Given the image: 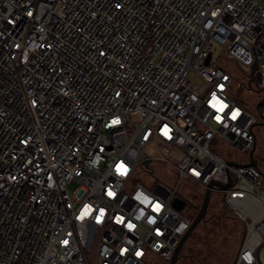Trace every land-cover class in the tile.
<instances>
[{
	"label": "built area",
	"instance_id": "1",
	"mask_svg": "<svg viewBox=\"0 0 264 264\" xmlns=\"http://www.w3.org/2000/svg\"><path fill=\"white\" fill-rule=\"evenodd\" d=\"M261 122L264 0H0V264L169 263L230 179L234 264H263Z\"/></svg>",
	"mask_w": 264,
	"mask_h": 264
},
{
	"label": "rangeland",
	"instance_id": "2",
	"mask_svg": "<svg viewBox=\"0 0 264 264\" xmlns=\"http://www.w3.org/2000/svg\"><path fill=\"white\" fill-rule=\"evenodd\" d=\"M221 52L222 51L219 48L214 49L215 60L221 56ZM231 68L236 76L234 80V88L237 100L241 104H245L247 106L244 107H250L252 112L256 114L255 108L260 100L259 95L255 92H248L246 90H240L238 92L240 86L239 81L242 79V71L235 64H232ZM196 82L199 83L198 80H196ZM257 134L258 144L256 154L260 157L259 166L264 173V129L258 130ZM226 151L230 153L235 160L241 161L243 159L242 152L238 150L228 148ZM156 169L157 178L170 180V177H172L170 167H157ZM138 178L144 180V182H152L155 179L153 176L145 175L139 176ZM203 196V192L200 188L195 189V192L191 194L189 199L191 207L187 206L184 210V212L191 218H194L198 213V211L195 212L193 210L192 206L197 205L200 208ZM223 201V194L214 195L212 197L206 220L201 222V224L195 229L192 237L186 243L182 252L183 257L178 264H200L196 258L197 256H200V259L203 260L205 264H233L240 247L244 229L239 222L233 220L236 219L233 213L227 211L228 217L224 215ZM206 246L212 247L215 251L221 253V255L215 257L211 256L208 254L207 250H205V248H207ZM261 260L264 264V247L261 251ZM155 264L169 263L161 262L156 259Z\"/></svg>",
	"mask_w": 264,
	"mask_h": 264
},
{
	"label": "water",
	"instance_id": "3",
	"mask_svg": "<svg viewBox=\"0 0 264 264\" xmlns=\"http://www.w3.org/2000/svg\"><path fill=\"white\" fill-rule=\"evenodd\" d=\"M210 60H211V55L207 59L206 65L210 64ZM258 68H259L258 64L254 63L253 67H252L251 80L249 81V84H248V87L250 89H252V83L255 82L259 77ZM259 125H264V122L259 123ZM255 151H256V145L253 147V149L250 152V157H251L250 165L254 166V167H258V160L254 156ZM229 163H230V165L234 164L233 162H229ZM146 165H148V162L146 163ZM215 186L219 187L220 189L227 190L228 188H230L232 186V179H230V182L228 184H223V183H219V182L214 181L209 185V188L206 190V192L202 198V204H201L200 208L198 209L197 215L195 216V218L192 221V224H191L189 231L181 239L180 244H179L178 248L176 249L173 257L171 258L169 264H178L179 263V261L183 257L182 252L184 250L186 243L192 237L195 229L201 224V222L206 220V217H207L208 212H209L211 200L213 197L212 189ZM185 206H186V202L180 198H177L174 202V207L178 211H182L185 208ZM244 236H245V233H243V238H244ZM243 238H242V241H243Z\"/></svg>",
	"mask_w": 264,
	"mask_h": 264
},
{
	"label": "trees",
	"instance_id": "4",
	"mask_svg": "<svg viewBox=\"0 0 264 264\" xmlns=\"http://www.w3.org/2000/svg\"><path fill=\"white\" fill-rule=\"evenodd\" d=\"M192 208H193V210L196 212V211H198V209H199V207L197 206V205H194V206H192ZM227 211H228V209L224 206V208H223V213H224V215L225 216H227ZM228 217V216H227ZM195 218V217H194ZM194 218H192V220L194 219ZM233 220H235V221H237V222H239L237 219H233ZM240 223V222H239ZM240 225H241V223H240ZM242 226V225H241ZM243 227V226H242ZM244 229V228H243ZM242 238H243V236H242ZM241 243H242V239H241ZM241 243H240V246H241ZM207 247V246H206ZM239 249H240V247H239ZM205 250H207V252H208V254H210L211 256H219V255H221V253H219V252H217V251H215L212 247H207V248H205ZM239 251V250H238ZM238 254V253H237ZM193 257H196V256H193ZM197 258V260H198V262H200V264H203L204 262H203V260H201L200 258V256H197L196 257ZM195 259V258H194ZM236 259V258H235ZM234 262H235V260H234ZM234 262H233V264H234ZM205 264V263H204Z\"/></svg>",
	"mask_w": 264,
	"mask_h": 264
}]
</instances>
